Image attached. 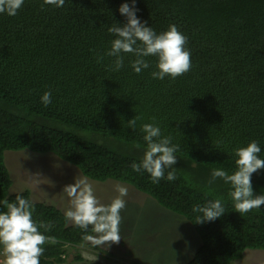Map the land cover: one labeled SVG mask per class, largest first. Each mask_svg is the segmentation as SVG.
Wrapping results in <instances>:
<instances>
[{
	"label": "trees",
	"instance_id": "obj_1",
	"mask_svg": "<svg viewBox=\"0 0 264 264\" xmlns=\"http://www.w3.org/2000/svg\"><path fill=\"white\" fill-rule=\"evenodd\" d=\"M42 2L24 0L15 16L0 13V212L7 211L5 200L20 195L33 203L35 222L54 225L39 229L57 241L42 245L40 264L65 263V248L93 232L33 201L28 189L10 193L6 150L53 154L90 180L127 184L185 217L200 245L184 264H232L246 249L264 250V205L238 213L230 185L220 178L209 184L212 170H236L235 148L255 140L264 159V0H136V16L157 34L174 24L187 37L190 70L163 80L150 75L154 56L139 74L131 54L119 71L108 70L114 57L97 62L115 38L108 28L126 23L119 6L131 0H66L62 8L41 9ZM46 91L52 93L47 107L40 100ZM135 116L133 131L127 121ZM146 123L179 146L174 181L166 179L170 169L153 183L131 167L146 149ZM251 183L254 195L264 194V169ZM216 199L225 214L196 223L193 207Z\"/></svg>",
	"mask_w": 264,
	"mask_h": 264
},
{
	"label": "clouds",
	"instance_id": "obj_2",
	"mask_svg": "<svg viewBox=\"0 0 264 264\" xmlns=\"http://www.w3.org/2000/svg\"><path fill=\"white\" fill-rule=\"evenodd\" d=\"M66 0H43L41 9L45 5L62 8ZM136 0L122 3L118 11L126 18V23H117L108 28V33L115 38L110 42V48L102 55L97 54V62H102L104 57H114L109 71H119L124 66V54L135 57L130 66L137 74L151 65L145 59L149 56L156 57L155 69L150 73L153 79L163 80L166 76L176 79L187 73L191 68V53L185 48L187 37L182 34L174 24L169 25L166 31L157 34L146 22H142L137 16ZM24 0H0V13L15 16L23 6ZM52 93L46 91L40 97L41 103L47 107L51 103ZM139 117L127 121V125L135 131ZM154 119V118H153ZM141 131L146 149L139 163L131 165L133 171L150 174L153 183H159L165 179H176L177 163L175 153L179 146L172 143L171 136H162L158 125L152 123L143 124ZM261 148L257 141L253 140L246 147H238L232 150L236 170L229 174L223 169H214L211 172L209 184L217 178L230 185L229 197L233 201L238 213H247L253 209L259 210L264 205V194L254 195L251 177L260 169H264V159L259 158ZM115 191L119 194L109 204H102L94 193V187L86 177L75 179L73 184L64 186L62 192L69 198L70 206L64 212L66 220L73 225L87 231L91 226L95 235H86L85 239L93 246L110 247L121 240L120 224L121 211L126 207L123 197L127 196L128 189L117 183ZM6 212H0V264H40V256L44 252L42 245L55 244L54 237L42 234L50 231L54 226L48 222H35L32 219L34 205L20 195L15 197V202L4 201ZM192 211L200 215L196 216V223L214 221L225 214V209L220 199L209 201L206 205H196Z\"/></svg>",
	"mask_w": 264,
	"mask_h": 264
},
{
	"label": "rangeland",
	"instance_id": "obj_3",
	"mask_svg": "<svg viewBox=\"0 0 264 264\" xmlns=\"http://www.w3.org/2000/svg\"><path fill=\"white\" fill-rule=\"evenodd\" d=\"M3 160L13 182L10 193L28 189L33 201L50 204L63 213L70 206L62 192L64 186L84 177L78 168L50 153L6 150ZM88 181L102 204H109L119 195L114 188L117 183L127 187L128 194L123 197L126 207L120 213L121 240L110 247L95 248L87 240L75 247L67 246L66 262L61 264H184L193 257L200 239L185 217L165 210L127 184L111 179ZM232 264H264V250L246 249L243 257Z\"/></svg>",
	"mask_w": 264,
	"mask_h": 264
}]
</instances>
